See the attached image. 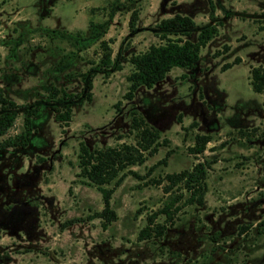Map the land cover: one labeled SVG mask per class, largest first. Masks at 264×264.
Instances as JSON below:
<instances>
[{
	"label": "rangeland",
	"instance_id": "obj_1",
	"mask_svg": "<svg viewBox=\"0 0 264 264\" xmlns=\"http://www.w3.org/2000/svg\"><path fill=\"white\" fill-rule=\"evenodd\" d=\"M211 1L214 19L209 0H0V88L19 105L39 107L28 144L0 150V264H264V93L249 78L251 67L264 65V0ZM174 14L196 22L191 40L207 23L222 24L194 69L173 67L124 99L131 55L180 37L162 38L157 28ZM90 22L104 24L91 26L104 28L101 38L90 37ZM101 41L112 65L95 74L87 100L82 75L99 62ZM51 86L82 94L64 128L44 103ZM23 109L0 140L23 130ZM143 126L157 132L156 149L120 171L119 184L105 185L116 219L104 225L94 216L102 195L79 174L80 144H136ZM201 134L210 141L194 153ZM199 162L203 204H186L183 182L166 192L167 174ZM172 202L168 221L160 211ZM150 217L153 233L140 240Z\"/></svg>",
	"mask_w": 264,
	"mask_h": 264
},
{
	"label": "trees",
	"instance_id": "obj_2",
	"mask_svg": "<svg viewBox=\"0 0 264 264\" xmlns=\"http://www.w3.org/2000/svg\"><path fill=\"white\" fill-rule=\"evenodd\" d=\"M210 2L209 16L211 19L215 18V5ZM136 12L130 16L128 26L130 31L135 30ZM222 24L221 21L217 23ZM216 23H207L202 26L198 32L196 40L190 39V34L198 26L193 18L187 15L174 14L171 17L162 19L157 28L162 31V38H165L167 33L179 34L177 39H167L165 43L150 44L146 50L131 55L129 61L133 65V70L127 76L129 82L128 90L124 94V99L132 100L134 92L139 86L152 87L155 83L162 80L165 75L173 67H182L187 69H194L200 58V49L204 47L208 41L214 38L218 33V25ZM104 25V24H103ZM103 25H95L90 22L89 30L92 38H101L105 31L101 29L92 30L93 26L103 27ZM92 26V27H91ZM79 35V34H78ZM81 36V35H80ZM181 36H187L182 38ZM102 53L99 62L95 64L94 69H89L82 77L86 84L87 93L85 98L92 99L93 77L97 72L108 74V69L112 65V49L109 43L101 41L100 43ZM240 57H236L233 63H226L222 68H229L231 65L239 63ZM89 73V75H88ZM250 84L252 89L257 93H264V65L251 67L250 69ZM47 101L45 104L49 105L54 113V118L61 128H64L71 120L72 107L80 98L78 93L68 91H59L56 87L51 86L48 91ZM61 93V95H60ZM118 107L120 101L115 103ZM23 107V130L13 137L0 140V150L16 147L26 146L32 136L36 133V128L33 126V117L39 111L38 105H19L15 100L7 98L0 88V137L4 136L7 131L14 125V122L19 114V109ZM119 110V109H118ZM138 123L136 117H133V126ZM157 132L149 127L143 126L141 128L136 144L123 143L120 147H105L90 149L83 143L80 144L78 154L80 173L90 184L94 185L102 195L103 208L101 211L95 213L94 216L102 218L104 225L116 219V212L111 208L110 199L113 188L105 187L112 180L116 179L115 184H119L122 176L119 172L128 168V166L141 164L145 160L144 151L148 154H153L156 149ZM210 141L209 134H201L195 137L194 146L191 148L194 153H201L204 151L206 144ZM206 165L203 162L196 163L191 170H184L178 173H171L166 175L169 184L165 187L166 192L183 182L184 187L189 190L190 195L186 199V204L193 202L199 205L204 202V193L206 191L205 185ZM179 198V197H177ZM176 198V200H178ZM171 204H165L161 213H164L166 219L171 221L173 219V210ZM179 207H175L174 211H178ZM153 217H150L149 224L139 232V239L149 238L153 233L151 223ZM247 227L244 226L243 229ZM156 234L164 233L165 227L162 225L158 227ZM244 229V230H246Z\"/></svg>",
	"mask_w": 264,
	"mask_h": 264
}]
</instances>
